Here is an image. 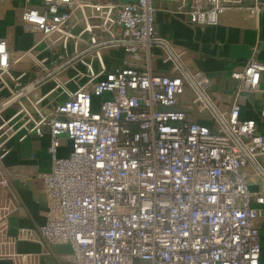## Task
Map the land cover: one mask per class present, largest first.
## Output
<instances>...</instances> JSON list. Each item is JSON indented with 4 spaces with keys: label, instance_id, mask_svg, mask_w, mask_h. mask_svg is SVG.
Returning <instances> with one entry per match:
<instances>
[{
    "label": "built area",
    "instance_id": "2783aa9c",
    "mask_svg": "<svg viewBox=\"0 0 264 264\" xmlns=\"http://www.w3.org/2000/svg\"><path fill=\"white\" fill-rule=\"evenodd\" d=\"M25 1L39 3L21 14L38 34L32 46L11 60L0 38V190L12 141L47 131L50 166L38 174L46 206L35 229L9 239L17 202L0 199V258L28 240L68 245L65 264H259L264 193L251 191L246 168L264 185V135L239 104L260 87L258 49L231 72L237 87L224 108L209 77L157 33L154 0ZM176 1L197 25L243 2ZM247 9L263 13L264 0ZM23 60L29 80L12 68ZM185 101L210 123L192 120Z\"/></svg>",
    "mask_w": 264,
    "mask_h": 264
},
{
    "label": "crops",
    "instance_id": "0c3cea01",
    "mask_svg": "<svg viewBox=\"0 0 264 264\" xmlns=\"http://www.w3.org/2000/svg\"><path fill=\"white\" fill-rule=\"evenodd\" d=\"M105 2L109 0H92ZM254 0H243L242 6L231 8L219 16L216 25H197L188 16L177 11L176 0H154L155 28L159 35L170 39L183 53L186 65L194 71H201L210 79L209 92L221 107H228L234 98L237 81L231 77L233 70L240 69L243 62L258 49L257 58L264 61V12L252 15L247 7ZM39 7L36 1L0 0V38L7 40L9 56L14 60L22 51L30 48L38 37L21 20L26 7ZM17 74L24 73V80L32 77L27 71L26 60L12 64ZM159 71H168L160 61L156 64ZM240 117L253 119L257 130L264 135V75L258 90L243 92L239 96ZM188 112L192 120L209 124L207 114L199 113L194 106L185 101L178 105ZM49 134L29 136L22 142L12 141L10 152L4 158V165L10 169L9 188L0 190V199L15 197L17 206L10 215L6 236L14 239L22 228L35 229L43 222L46 194L38 178L40 172L49 169L50 159L47 152ZM68 146L61 148L68 151ZM249 173V187L252 192L264 193V185ZM261 210L257 220L260 239V260L264 264V204H255ZM12 257L0 258V264H65L59 255L68 253L66 244L48 246L42 242L16 240L10 246Z\"/></svg>",
    "mask_w": 264,
    "mask_h": 264
},
{
    "label": "water",
    "instance_id": "95a60500",
    "mask_svg": "<svg viewBox=\"0 0 264 264\" xmlns=\"http://www.w3.org/2000/svg\"><path fill=\"white\" fill-rule=\"evenodd\" d=\"M120 3L137 2L138 0H118Z\"/></svg>",
    "mask_w": 264,
    "mask_h": 264
},
{
    "label": "rangeland",
    "instance_id": "374dc122",
    "mask_svg": "<svg viewBox=\"0 0 264 264\" xmlns=\"http://www.w3.org/2000/svg\"><path fill=\"white\" fill-rule=\"evenodd\" d=\"M186 95H187V97L191 98V92L190 91H188Z\"/></svg>",
    "mask_w": 264,
    "mask_h": 264
}]
</instances>
